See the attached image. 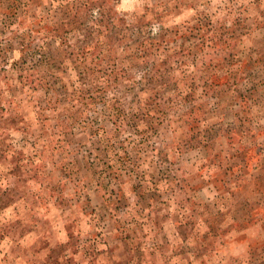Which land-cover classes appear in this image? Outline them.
<instances>
[{"label":"rangeland","instance_id":"374dc122","mask_svg":"<svg viewBox=\"0 0 264 264\" xmlns=\"http://www.w3.org/2000/svg\"><path fill=\"white\" fill-rule=\"evenodd\" d=\"M0 264H264V0H0Z\"/></svg>","mask_w":264,"mask_h":264}]
</instances>
